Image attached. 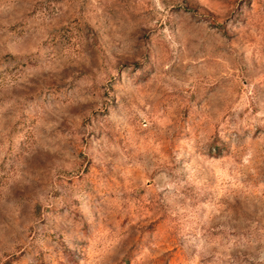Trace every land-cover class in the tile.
<instances>
[{"label": "rangeland", "instance_id": "374dc122", "mask_svg": "<svg viewBox=\"0 0 264 264\" xmlns=\"http://www.w3.org/2000/svg\"><path fill=\"white\" fill-rule=\"evenodd\" d=\"M0 264H264V0H0Z\"/></svg>", "mask_w": 264, "mask_h": 264}]
</instances>
